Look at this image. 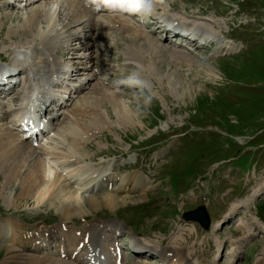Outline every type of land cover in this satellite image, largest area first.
Here are the masks:
<instances>
[{
	"label": "rangeland",
	"instance_id": "1",
	"mask_svg": "<svg viewBox=\"0 0 264 264\" xmlns=\"http://www.w3.org/2000/svg\"><path fill=\"white\" fill-rule=\"evenodd\" d=\"M36 1L25 5L20 0V7H10L7 0H0V57L3 59L9 54L8 58H10L18 47L35 53L37 46H42L40 39L45 37L43 35L47 32L55 35L56 31L59 33L65 30V33L60 35L61 40L69 34L71 41L64 46L53 48V52L64 55L58 58L65 63L72 58L74 61L85 62H77L78 67L92 64V69L85 67L87 70H81L85 76L91 78L92 74H97V78L89 80L90 84L80 90L78 97L77 94L74 95L77 98L67 108L79 106L82 101H89L90 97H97L100 92L97 94L94 92L95 94L92 95L88 93L91 89L92 92L95 90L93 86L95 87L99 77L104 84L109 82V86L116 85L115 89L114 86L110 88L121 94L122 97L119 99L120 107H123L122 112L127 110L131 118L128 123L121 121L118 118V108L115 106L114 108L108 98L103 97V99L98 96L99 100L96 99V102L99 103L94 104L97 108L94 106L90 108L100 113L106 110L109 117L104 119L101 124L103 128L100 130L89 126L91 131H94H89L88 137L84 136L86 140L79 151L88 152L90 158L78 160V163L74 165L83 166L86 174H94L97 168L103 165L106 170L115 171L120 182L124 176L136 172L140 177L145 176L144 182H147V190L145 188L144 194H139L140 191L136 188L128 192L112 191L118 197L131 196L125 199L126 203L115 206L111 208L112 210L97 205L95 209L85 208L83 210L86 214L85 218L64 220L60 206H58V197H51L53 199H50L51 203L46 200L44 203H37L35 197H32L33 193L32 195H27L30 193L19 195L17 199L16 190L20 188L19 185L14 184V181L6 185L5 174L0 169V188H6L7 191L5 196L7 199L0 197V264L3 262L5 264H32L28 261L30 257L41 256L37 252L29 251V248L18 249L16 247L17 249H14L13 247L12 251L9 248L12 241L9 239L14 235L13 231L17 234L23 229L33 240L32 237H36V231L39 229L46 230L48 233V229L61 224L66 228L74 229L81 227L85 222L98 223L101 221L121 224L122 228L124 226L122 235L123 233L131 234L129 236L138 238L152 248L158 249L162 245L179 247L187 264H204L210 261H214V264L229 262L258 264L259 260L264 261V33L255 37V34L264 32V0H142L149 7L151 14L154 12L165 14L168 17H174L179 23L187 22L188 25L195 24L209 28L217 37H222V34L221 36L213 30L212 26L216 25L221 31L228 33L229 37L237 40L235 45L243 43L244 47L239 50L238 48L233 49L228 55L219 52L220 54L214 57H208L210 53H213L214 48L188 50L176 47L173 42L164 43L163 39L157 38L159 34L157 31L154 32L155 27L145 25L149 31L154 33L153 37L162 47L169 50H180L183 53L181 56L176 55L173 58L174 61L170 60L169 56L156 60L154 64L151 61L150 67L153 66L150 68L152 72L149 71L150 76L152 75L151 79L144 73L146 88L138 86V89L118 87L116 84L122 79L121 77L127 75L123 73L124 71L132 74L137 65L126 64L127 66H124L121 64L123 60L116 61L115 53L119 48L114 44V38L108 36L110 31L103 30V34L98 37L91 34L90 38H80V42L90 41L93 38L100 41L95 45L96 47H93V50H87L85 47L75 48L78 43L73 42L76 36L72 32L79 30L84 33L85 27L82 24L70 23L68 29L65 28L66 23L71 22V19L68 16V9L56 8L57 4H62V0L48 1L47 4ZM75 1L78 3L80 0ZM133 1L138 3L136 0L128 2L131 4ZM136 3L132 4V8L137 7ZM38 5H44L45 9L51 7L52 11L41 13L39 16L41 20L33 27L21 26L20 23L26 15ZM138 5L141 6L139 3ZM130 14L128 11L116 16L129 17L127 19L132 20ZM51 21L52 26L56 25L50 29ZM64 23L65 26H63ZM70 27L73 31L68 33ZM144 30L149 35L147 30ZM117 31L119 30L115 32ZM117 35V42H119L124 33L117 32ZM164 38L166 39V36ZM108 44L110 51L106 50ZM204 46L209 48L213 45ZM67 47H74L73 55L69 54ZM237 50L238 52L234 54ZM88 54L92 58L84 59ZM108 57L115 63L113 66L117 69L114 76L109 74L108 69L111 70V66L108 64ZM180 60H186V62ZM197 61H201V64L212 63L218 76L206 77L204 69L196 64ZM125 62L123 61V64ZM21 63L27 67L31 64L33 68L39 65L37 59ZM181 86L192 90L196 88V95H192L191 100H184ZM69 110L62 113L58 127L65 125L67 117H70ZM88 119L84 122L86 123ZM178 129L179 132H188L190 129L197 133L189 132L185 138L173 139L171 134L176 133ZM46 142L47 145L50 144L53 147L56 144L51 137L50 140L46 139ZM155 144L159 146L150 152L145 150L151 159L152 154L160 146H173L174 144L175 146L171 156L163 158L160 156L156 165L143 153L136 161H142L143 156L146 155L148 161L145 164L148 166H134L132 171L117 172L112 169L116 163L134 161L139 148L149 149L150 145ZM129 146L133 147L129 152L135 153L122 157L119 153ZM55 147L52 150L61 151ZM162 150L160 152H163ZM168 150L162 154L168 155ZM40 151L38 152L40 154L44 152L43 149ZM65 152H69L67 154L70 155L75 154L69 149ZM57 155L55 153L45 154L43 158L44 162L46 161L45 164L55 172L54 174L59 173L58 175L61 176L66 157L64 159L55 158ZM47 160H53V166L47 163ZM97 162L100 163L96 166ZM140 170L145 174H141ZM76 177L77 183L80 182V175ZM65 178L64 176L63 183H68L70 189L76 186V183L69 184L72 180L68 178L65 180ZM52 190L53 187H49L47 195L51 196ZM85 195L88 194L85 193ZM234 204H244L245 208L241 207L239 211L231 212L230 206ZM199 205L205 206L211 224L215 222L214 227L208 231L196 223L185 222L181 218L183 212ZM13 225H16L20 231H16ZM247 233L251 235L246 237ZM122 235L118 236L120 241ZM236 246L239 248L235 252ZM47 255L53 258L51 263L48 261L50 264H59L61 261V264L74 263L71 259L62 258L60 260L56 254ZM157 258V253H152L147 258H136L129 253L126 264H133L137 260L140 263L160 264ZM37 261L36 264H42L39 259Z\"/></svg>",
	"mask_w": 264,
	"mask_h": 264
},
{
	"label": "bare ground",
	"instance_id": "2",
	"mask_svg": "<svg viewBox=\"0 0 264 264\" xmlns=\"http://www.w3.org/2000/svg\"><path fill=\"white\" fill-rule=\"evenodd\" d=\"M28 1L30 3V0ZM136 1L142 6L146 5V3H144L142 0H136ZM29 3L27 5H30ZM47 3L48 1L44 2V4H47ZM63 3L64 2H62V4L61 3L57 4L56 8L57 9L65 8L66 10L68 9L69 11V12L67 11L68 16L71 19V22L66 21L67 22L66 26H65V23L63 24V26H65V28L68 29V26L70 23H74V24L78 23L79 25L82 24V26L85 27V30L83 29L84 33H81V31L79 32L76 30L72 32L73 30L71 27L68 33L72 32L73 35L78 38L79 36L81 37L84 36V38L85 37L90 38L91 34L98 37V35L100 36L103 34L104 32L103 30L110 31V34L108 36L114 38L115 40L114 44L116 45V47L119 48L118 51H120L122 54L121 59L124 62L126 61L124 64H129L131 61L138 63V74L135 75V77L138 79H141L142 77H144V73L151 79L152 75L150 76V72H149L150 70L152 72V69L150 68L153 67V66L150 67V64L152 61L151 58L157 59L158 61L161 59H165L169 56V59L173 60V58L176 55L181 56V53H183V52H180V50H176V49L169 50V49H166L165 47H162L161 44L158 42V40L148 35L146 31L144 30L145 28L143 27V25L141 26L144 29L140 25H138L134 21V19L132 20L127 19L129 17L122 18L123 16L122 17L116 16L117 14H114L115 16H112L111 14H107V13L105 14L97 13L94 11V8H91V10H89L88 7L86 6V3L81 2V0L78 3L73 0H67L65 1V4ZM145 7H148V6L146 5ZM48 11L49 12L52 11V8L46 7L45 9L44 5H38V7L31 9L30 13L26 15V18L23 19L20 25L21 26L28 25L29 27L30 26L33 27L37 22L41 20L39 17L41 13L43 12L46 13ZM148 12L150 11L148 10ZM24 16L25 15H23V17ZM153 18L157 19V20L155 19L153 20L157 22L156 25L161 30H165L168 32L182 30L181 23H179L177 19H175L174 17L171 18L165 14L164 15L159 14L157 17H153ZM52 21H51L52 24L50 23L51 26L53 25V22L55 23V21L53 22ZM55 25L56 24H54V26ZM54 26L49 27V28L50 29L54 28ZM212 28L213 30H215L217 34L219 35L222 34L225 39H228L226 38V37H229L228 33L221 31L216 25H213ZM52 30L51 32H53ZM116 30H119L117 32L124 33V36L120 38V41H119L120 44H118L119 42H117L118 35H117V32H115ZM187 30L192 31V32L191 33L179 32L178 35L182 36L185 39H187L188 36H190L189 37L190 41H194V39L200 38V33H206V28H203L195 24H190V25L187 24ZM195 31H197V33ZM64 33H65V30L64 31L62 30V32H59V33L56 31L55 35L47 32V34L43 35L45 37L40 39L41 40L40 43L42 44L43 46L42 48L45 53L37 54L38 59H39L38 61L39 65L36 68V71H32L31 68L25 69L26 76L23 79V83L25 82L24 90L21 94L18 93L17 94L18 96L16 95L17 98L20 97L19 101H22L23 107H25V104H28L30 102L29 92H30V88L32 84L34 83L33 81H35L37 85H42L39 82H43L44 80L46 86H44L43 88L45 89H49V88L52 89V87L56 86L54 83L55 78L53 77V71L60 69L62 62L59 61L56 57H54V53H53L54 50L52 51V49L54 47L64 46L67 42L71 41L70 40L71 38H69L70 36L69 34H66L67 36L65 35V38L61 40L62 37L60 35ZM212 35L214 37H217L216 34H212ZM165 36L166 38H168L167 35ZM211 40L214 41V39H210L207 42L205 41L203 43H200V46L214 45L215 41L213 43ZM97 43H100V41L95 40L93 38L90 41L82 42V44L80 43L78 48L85 47L87 50L89 49L93 50V47H96L95 45H97ZM223 46L224 45H222L219 42V45L217 46L215 52L217 53L220 50V48ZM233 49H237V48H235L233 44H230L229 46H227V51L225 53H227L228 51L232 52ZM17 54H21V52L19 51V53ZM88 57L92 58L90 54H88ZM0 59L2 58L0 57ZM183 61L186 62V60H183ZM196 64L200 65L204 69L206 77L218 76V73L215 70L214 65H212V63L205 62L201 64V61H197ZM93 75L94 77L97 78L96 73H94ZM89 80H92V79H89ZM89 80H87L83 84V86L80 87V89H78L79 85L75 83L73 86L75 87L74 92H76V94L79 93L80 90H82L88 84H90ZM125 80L126 79L124 78L119 83L124 84L123 81ZM96 82L97 83L95 87L93 86V89L95 90H93L92 92V89H91L88 94L92 95V94H95V93L97 94L98 92H100L97 94V97L96 96L90 97L89 101H82V103H80L79 106H73L68 111L70 113V117H67V121L65 122V125H61L57 129L60 132L58 134V136L60 137L55 136L56 132L55 133L53 132V134L49 133L48 135L44 137V140L42 141V143L38 141V145H36V146H43V147H34L32 144L25 142L20 136L18 137L15 133H13L9 129L8 127L9 120L13 119L14 122H16L15 112L17 110V107L12 108L11 107L12 100L10 101L6 97L0 96V169H2V171L5 174L4 178L6 181V185L10 184V182H13V181H14V184L17 183L19 185L20 188L16 190V193L18 192L17 197H16L17 199H19V195L23 196L25 193H30L27 195H32L31 193H33L32 197H35L37 203H42V202L44 203L45 200L50 202L51 197L52 198L58 197L57 198L59 202L58 206H60L62 219L64 220H71L72 218H77V217L85 218L86 214L83 211L85 208L88 210H91V209H95L97 205L98 206L101 205L103 207H107L111 209V208H114L115 206H120L126 203L125 201L126 198H129L131 196L130 195V196H125V197H121V196L118 197L117 195H115L114 192L113 193L109 192L111 191V189H108V185L113 181V178L110 174H105V175L100 174V175H103L100 181L104 183L105 193L101 192V193L85 195L84 193H86L89 188H91L92 190L94 186L93 183L95 182L94 179L98 178V173L86 174V170L84 168L74 165L76 162L78 163V160L82 161V160H85L86 158H90L89 157L90 155L88 152L79 151L82 145H84V141L86 140L84 138L87 136L89 131H91L89 126L91 125L93 126L91 128L100 130L103 128L101 124L103 123L104 119L109 117V113L106 110L105 112L103 111L104 113L102 112L100 113L94 110V108L93 109L90 108L91 106H94L95 103H99V102H96V99L99 100V98H103V97L108 98V101L111 102L113 107L115 106L118 108V118L124 123H128L131 121V118L127 110L125 112L124 111L122 112L123 107L122 108L120 107L119 97H122L121 94L117 93L116 91H113V89L110 88V87H113V86L116 87V86L114 84H111L109 86L108 85L109 82L104 84L103 80L102 79L100 80L99 78L97 79ZM134 83H136V86H137V81H135ZM181 92L183 93L182 97L185 100V99H190L192 95H196L197 91H196V88L195 90L194 89L192 90L186 86L184 87L181 86ZM39 93L42 94L41 91H39ZM61 93L64 94L65 91H62ZM50 96H52L51 97L52 101L51 103H49V105L53 109L60 108L61 102H64L65 105L68 103V100L66 99V97H64V95H61V94L58 95L56 93H51ZM98 96L100 97L98 98ZM34 102H36V100ZM94 107L97 108L96 106ZM20 108H22V106H20ZM120 108H121V111H120ZM65 110L67 111V109H64L63 111H61V113L64 114ZM87 118L89 119L85 123L84 121ZM50 137L56 142L55 144L56 147L55 146L54 147L59 148V150L61 151L52 150L54 149V147L50 146V144L47 145L46 139L50 140ZM44 146H48V147L50 146V147L45 148ZM41 149L44 150L42 154L38 153ZM67 149H69L72 152H75V154L74 155L67 154L69 153V152H65ZM44 153L46 155L50 153L58 154L57 156H55V158L62 157L64 159L66 157L65 158L66 162L64 163V166H63L64 170L61 171V176L58 175L59 173L55 175L54 174L55 172H53L52 168L48 167V165L45 164L46 161L44 162V158H43V156L45 155ZM47 161H48L47 163L53 166L54 164L53 160L51 161L47 160ZM147 161H148V158L146 157V155H144L143 160L140 162L135 161L133 163L123 164V165L122 163H118L116 164L115 169L116 170L132 169L134 168V166L136 167L138 165L148 166V164H145ZM101 170L102 169H99L98 171L101 172ZM139 172L144 173V171L142 170H140ZM20 174L22 175L20 176ZM78 174L81 177V179H79L80 182L76 183V186L74 188L71 187L72 190L69 188V186L67 185L68 183L66 181L64 182H66L67 184L63 183L64 176L68 178L69 180L71 178H75V180H77L76 176H78ZM137 177H138V174L135 172L127 176L125 178V181H123L125 183L121 185H124L125 188H128L129 186L133 185L135 182L138 181ZM48 186L53 187V190H52L53 193L52 192H51L52 194L50 193L51 196L47 195L49 191ZM146 186H147V182L142 181V183H140V186H138V188L140 187V190H141L139 194H142V193L144 194L146 192L147 190ZM124 191L128 192L129 190H124ZM6 193H7L6 188L1 187L0 197L6 198L5 197ZM128 194L129 193H127V195ZM46 196L48 197L45 198ZM241 207L245 208V205L244 204L242 205L234 204V206L232 205L230 206V210L231 212H237L239 211ZM234 209H236V211ZM94 223L85 222L79 228H76V227L74 229L67 228L65 229V231L62 229V226L64 225L61 224L57 228L54 227L52 229H48L49 230L48 233L46 230L39 229L36 231V237H32L34 238L33 240L30 239L31 237L29 238L27 231L25 232L23 231V229L22 231H20L19 228L17 229L16 225H13V228L16 229V231H20V232L15 234L16 232L13 231L15 236L13 239H9V241L12 240L10 244L11 246L9 245V242H8V245L10 246L9 247L10 249H12L13 247L14 249L16 247L18 249L19 248L23 249L24 246L27 245L28 243L35 242L34 244L36 245L35 247L36 250H38V253H43V254H41L40 257H30L28 261L32 264L38 263L37 259L42 261V264L43 262L45 264H50L53 258L47 255L48 252L58 254L59 256L60 254L65 253V256H67L69 259L74 260L75 264H95L96 263L95 261L101 260L100 256H97V255H103L105 257V262H103L102 264H116L117 257H114V253H115V248L118 247L117 231L121 230L122 225L120 226L118 224L107 223V222H102V221L95 223V224ZM214 224H213V227H214ZM54 233L56 235L55 240L57 241V243L52 242L51 237H49V234L54 236ZM250 235L251 234L247 233L245 236L248 237ZM128 241L130 242L131 245L136 244L138 248L143 249L145 251V254L157 253L158 257L159 256L162 257V264H185L186 263L185 257L184 255H182V251L180 252L179 247L177 248L176 246H172V245L171 246H166V245L161 246L160 245L161 248H158V249L152 248L134 236H128ZM238 248L239 246H236L234 251L235 252L238 251L237 250ZM14 249H12V251ZM125 255L126 253H124V251L122 250L121 264H125V259H126ZM61 263L62 261L59 264ZM205 263L214 264V261L205 262ZM3 264L5 263L3 262ZM67 264H72V263L67 262ZM133 264H147V263H143V262L140 263L138 261L137 262L135 261ZM227 264H232V263L229 262ZM258 264H264V261L259 260Z\"/></svg>",
	"mask_w": 264,
	"mask_h": 264
},
{
	"label": "water",
	"instance_id": "3",
	"mask_svg": "<svg viewBox=\"0 0 264 264\" xmlns=\"http://www.w3.org/2000/svg\"><path fill=\"white\" fill-rule=\"evenodd\" d=\"M183 218L186 220H190V219L197 220L201 224V226H203L205 229L208 228L209 225L208 216L202 206H199L193 211L186 212L183 215Z\"/></svg>",
	"mask_w": 264,
	"mask_h": 264
}]
</instances>
